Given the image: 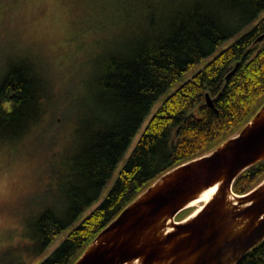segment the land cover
Listing matches in <instances>:
<instances>
[{"label": "trees", "instance_id": "trees-1", "mask_svg": "<svg viewBox=\"0 0 264 264\" xmlns=\"http://www.w3.org/2000/svg\"><path fill=\"white\" fill-rule=\"evenodd\" d=\"M174 3L178 5L175 14L140 51L109 65L101 89L111 102L70 159L65 183L69 206L63 212L45 208L31 221V253L47 250L70 230L38 264H74L96 236L159 177L218 147L264 106V39L258 40L264 34V18L204 63L260 15L264 0ZM198 64L204 65L186 79ZM170 90L104 200L83 217L101 196L157 100ZM206 92L215 99V107L207 105ZM39 104L23 67H13L1 76L0 135L14 131L27 113L38 111ZM263 180L264 160L243 171L233 191L246 194ZM190 210L181 211L176 219L185 218ZM19 260L10 264H20ZM239 264H264V240Z\"/></svg>", "mask_w": 264, "mask_h": 264}, {"label": "clouds", "instance_id": "clouds-1", "mask_svg": "<svg viewBox=\"0 0 264 264\" xmlns=\"http://www.w3.org/2000/svg\"><path fill=\"white\" fill-rule=\"evenodd\" d=\"M174 0H0V76L23 67L40 97L0 135V236L45 208L66 211L69 162L110 104L109 65L140 51Z\"/></svg>", "mask_w": 264, "mask_h": 264}, {"label": "water", "instance_id": "water-1", "mask_svg": "<svg viewBox=\"0 0 264 264\" xmlns=\"http://www.w3.org/2000/svg\"><path fill=\"white\" fill-rule=\"evenodd\" d=\"M263 39L264 34L258 38ZM214 100L206 92L207 105L215 107ZM262 160L264 106L218 147L159 177L96 236L74 264H239L264 240V180L242 195L233 191V184ZM162 178L165 183H158ZM212 186L216 190L209 201L176 220L201 191Z\"/></svg>", "mask_w": 264, "mask_h": 264}, {"label": "rangeland", "instance_id": "rangeland-1", "mask_svg": "<svg viewBox=\"0 0 264 264\" xmlns=\"http://www.w3.org/2000/svg\"><path fill=\"white\" fill-rule=\"evenodd\" d=\"M264 18V10L260 13V15L251 23L249 24L245 29H243L239 34L234 36L233 38L227 40L224 44H222L218 50L212 54L210 57L205 59L204 63H207L210 61L215 55L220 53L222 50L225 49V47L229 46L233 41L237 40L242 34L249 31L254 25H256L260 20ZM204 64H198L193 69H191L186 74V79L190 78L196 71H198ZM1 77V76H0ZM181 82H178L180 85ZM172 90L164 93L160 96V98L157 100L155 106L153 107L151 113L146 118L145 122L142 124V126L139 128L138 132L136 133L131 145L127 149L124 157L118 164L113 176L111 179H109L108 183L105 185L103 192L101 196L86 210V212L83 214V217H86L91 212L94 211V209L100 205V203L104 200L108 192L110 191L111 187L113 186L114 182L116 181L120 170L125 165L127 159L129 158L131 152L133 151L137 141L141 137L142 133L145 130V127L148 123V121L151 119V117L154 115V113L157 111L158 107L161 105V103L164 101L167 95L171 93ZM201 205V202L197 204V206ZM196 205H192L189 208H186L182 211L184 213L187 211V209H191L184 217L188 216L194 209L197 207ZM33 218H30L27 222V227L24 230H21L19 233L20 238L17 239L16 236V230H10L7 236H0V264H10L11 262H14L15 260H19L20 258L22 260H19L20 264H38L40 260H42L46 255L55 249L59 243L64 240L70 230L64 231L58 238L55 240V242L47 248V250H43L37 253H31L28 252L33 246L34 242L31 237L32 229H31V221ZM32 239V240H31Z\"/></svg>", "mask_w": 264, "mask_h": 264}, {"label": "bare ground", "instance_id": "bare-ground-1", "mask_svg": "<svg viewBox=\"0 0 264 264\" xmlns=\"http://www.w3.org/2000/svg\"><path fill=\"white\" fill-rule=\"evenodd\" d=\"M215 188H216L215 186L206 188L197 195L196 199H194L193 202L191 203L192 205L197 206V204L199 202H201V205L197 206L196 210H198L200 207H202L204 202H207L212 198L213 194H215V191H214ZM132 264H137V262H133Z\"/></svg>", "mask_w": 264, "mask_h": 264}, {"label": "snow or ice", "instance_id": "snow-or-ice-1", "mask_svg": "<svg viewBox=\"0 0 264 264\" xmlns=\"http://www.w3.org/2000/svg\"><path fill=\"white\" fill-rule=\"evenodd\" d=\"M167 175L168 174H166V177H167ZM172 175H175V170H173V174ZM158 183H161V184L165 183V179L162 178L161 181H159ZM214 191H215V189H214Z\"/></svg>", "mask_w": 264, "mask_h": 264}]
</instances>
